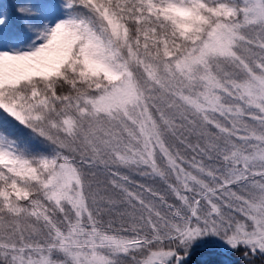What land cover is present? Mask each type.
<instances>
[{"label":"snow or ice","instance_id":"obj_1","mask_svg":"<svg viewBox=\"0 0 264 264\" xmlns=\"http://www.w3.org/2000/svg\"><path fill=\"white\" fill-rule=\"evenodd\" d=\"M0 264H264V0L0 4Z\"/></svg>","mask_w":264,"mask_h":264},{"label":"trees","instance_id":"obj_2","mask_svg":"<svg viewBox=\"0 0 264 264\" xmlns=\"http://www.w3.org/2000/svg\"><path fill=\"white\" fill-rule=\"evenodd\" d=\"M15 2V0H0V4H6V5H10L13 4ZM123 171V170H122ZM132 178L137 180L138 182H140V178L134 174ZM220 258L217 253L212 250L211 248H209L207 251L205 250H201L195 257L194 260L196 261H201V260H215Z\"/></svg>","mask_w":264,"mask_h":264},{"label":"rangeland","instance_id":"obj_3","mask_svg":"<svg viewBox=\"0 0 264 264\" xmlns=\"http://www.w3.org/2000/svg\"><path fill=\"white\" fill-rule=\"evenodd\" d=\"M123 170V169H122ZM123 171H125L126 172V170H123ZM131 175V174H130ZM131 176H133V175H131Z\"/></svg>","mask_w":264,"mask_h":264}]
</instances>
